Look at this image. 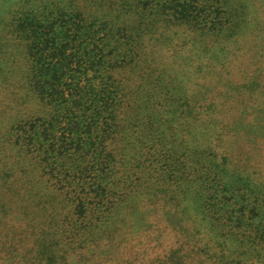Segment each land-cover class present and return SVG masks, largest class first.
Wrapping results in <instances>:
<instances>
[{
	"label": "trees",
	"instance_id": "obj_1",
	"mask_svg": "<svg viewBox=\"0 0 264 264\" xmlns=\"http://www.w3.org/2000/svg\"><path fill=\"white\" fill-rule=\"evenodd\" d=\"M80 251L264 264V0H0V264Z\"/></svg>",
	"mask_w": 264,
	"mask_h": 264
},
{
	"label": "rangeland",
	"instance_id": "obj_2",
	"mask_svg": "<svg viewBox=\"0 0 264 264\" xmlns=\"http://www.w3.org/2000/svg\"><path fill=\"white\" fill-rule=\"evenodd\" d=\"M205 74H208V75H206L203 79H207V78H209L210 77V73H208V72H206ZM198 192V191H197ZM194 193V192H193ZM194 203V202H193ZM196 203V202H195ZM194 205V204H193ZM191 208H192V206H191ZM156 213V212H155ZM155 213H153V214H155ZM187 214H188V212H187ZM153 216V217H152ZM181 216V215H180ZM176 218H177V215H176ZM155 219V216L154 215H151V218H149V220H148V222L150 223H152V222H157V221H155L154 220ZM146 222H147V220H146ZM127 231H128V226H126V227H123V229H122V231H121V233H120V235L118 236V237H116V239L114 240V243H112V244H108V247H106L105 249H107L108 251H110V250H112L113 249V247H116V248H120L121 247V245H123V240H124V238L126 237V235H127ZM168 231V230H167ZM144 237V236H143ZM142 237V239L141 240H143L144 238ZM144 241V240H143ZM142 241H138V243H135V245H136V247H135V249L139 246V247H143V244L141 243ZM139 243H141V244H139ZM115 248V249H116ZM115 252H117V250H114ZM114 251L112 252V253H114ZM101 254V252H99V253H96V254H94V256L97 258V256H99ZM101 255H103V254H101ZM109 255H112V254H109ZM115 255V254H114ZM81 256H82V258H81ZM85 256H91L90 258H92V255L91 254H82V251H80V264H81V261L83 260V258L85 257ZM94 257V258H95ZM90 260H92V259H90ZM99 260V258L98 259H96V261L94 262V260H92V261H89L87 264H96V263H98V262H101V261H98Z\"/></svg>",
	"mask_w": 264,
	"mask_h": 264
}]
</instances>
